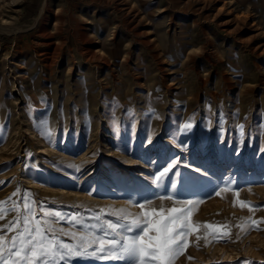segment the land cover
<instances>
[{
  "label": "rangeland",
  "instance_id": "obj_1",
  "mask_svg": "<svg viewBox=\"0 0 264 264\" xmlns=\"http://www.w3.org/2000/svg\"><path fill=\"white\" fill-rule=\"evenodd\" d=\"M187 200L172 264H264V0H0V231Z\"/></svg>",
  "mask_w": 264,
  "mask_h": 264
},
{
  "label": "snow or ice",
  "instance_id": "obj_2",
  "mask_svg": "<svg viewBox=\"0 0 264 264\" xmlns=\"http://www.w3.org/2000/svg\"><path fill=\"white\" fill-rule=\"evenodd\" d=\"M185 127L190 128L191 125L187 124ZM172 167L173 165H169L165 168L161 176L167 174ZM147 203L151 204V201ZM177 203L184 207L167 210L161 207L159 211L153 208L131 220V214L126 209H119L115 222L108 220L86 224L83 217L72 216L68 222L81 225L85 233L77 235L76 232L55 227L57 221L66 219L61 212L46 210L43 219H36L31 205L25 202L27 214L17 216L15 221L4 225L8 232L17 229L15 234L7 237L6 233L0 231V264H72L73 257L100 259L98 252H103L104 258L123 261L124 264H172L187 246L190 230L200 226L194 225L191 220L193 208L200 201ZM139 207L143 209L145 204H140ZM12 210H16L15 204ZM4 215L6 213L0 214V220L4 219ZM21 219L23 225L17 228ZM93 219L100 218L96 216ZM205 227L210 228L212 225ZM97 232L99 234H95ZM57 233L70 236L75 243L65 242ZM97 241L102 247L89 251ZM105 243L107 248L103 247Z\"/></svg>",
  "mask_w": 264,
  "mask_h": 264
}]
</instances>
